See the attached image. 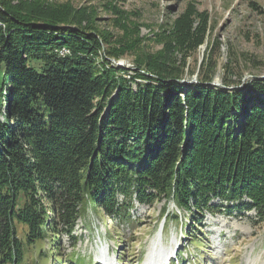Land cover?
Listing matches in <instances>:
<instances>
[{
	"label": "trees",
	"instance_id": "obj_1",
	"mask_svg": "<svg viewBox=\"0 0 264 264\" xmlns=\"http://www.w3.org/2000/svg\"><path fill=\"white\" fill-rule=\"evenodd\" d=\"M84 11L0 2V264L28 260L47 237L59 251L61 231L74 238L88 207L131 223L135 202L163 198L184 215L190 241L196 217L214 209L264 220V77L219 91L207 84L216 64L203 59L199 83L181 85L205 35L189 14L126 77L106 57L134 55L138 39L86 30ZM62 47L72 56L59 57ZM160 215L177 217L166 205Z\"/></svg>",
	"mask_w": 264,
	"mask_h": 264
},
{
	"label": "rangeland",
	"instance_id": "obj_2",
	"mask_svg": "<svg viewBox=\"0 0 264 264\" xmlns=\"http://www.w3.org/2000/svg\"><path fill=\"white\" fill-rule=\"evenodd\" d=\"M2 1L16 4L26 0ZM35 1L43 6L85 10L91 20L90 27L85 21L81 26L88 31L93 26L98 32L111 36L112 43L125 35L138 39L139 49L134 48V55L115 60L101 51L98 58L94 57L98 69L107 67L100 59L106 57L115 66L127 69L125 76L129 77L137 70L135 56L140 51L152 55L162 52L165 47L162 34L167 35L174 20L189 14L193 26L204 29L205 35L203 43L186 60L179 80L181 85L199 83L198 70L203 59L215 62L212 81L207 84L219 91L243 90L250 85V80L264 77V0ZM56 53L59 57L72 56L64 47ZM32 60L30 65L41 66ZM135 83H131L132 88ZM164 202L163 198L151 205L135 202L130 212L132 222L121 224L88 207L76 221L74 238L61 231L59 251L50 246L47 237L39 250L40 255L47 258L40 259L35 249L21 264H58L56 255L60 252L63 264H264V220L259 221L254 211L228 214L214 209L204 213L202 218L197 216L201 221L190 241L183 236L186 228L189 230L184 215L171 201ZM213 202L220 204L217 199ZM164 205L166 212L177 217L160 221ZM176 248L180 253L174 257L178 252Z\"/></svg>",
	"mask_w": 264,
	"mask_h": 264
},
{
	"label": "water",
	"instance_id": "obj_3",
	"mask_svg": "<svg viewBox=\"0 0 264 264\" xmlns=\"http://www.w3.org/2000/svg\"><path fill=\"white\" fill-rule=\"evenodd\" d=\"M114 61V60H113ZM114 63H116L115 61H114Z\"/></svg>",
	"mask_w": 264,
	"mask_h": 264
},
{
	"label": "bare ground",
	"instance_id": "obj_4",
	"mask_svg": "<svg viewBox=\"0 0 264 264\" xmlns=\"http://www.w3.org/2000/svg\"><path fill=\"white\" fill-rule=\"evenodd\" d=\"M150 255V254H149Z\"/></svg>",
	"mask_w": 264,
	"mask_h": 264
}]
</instances>
